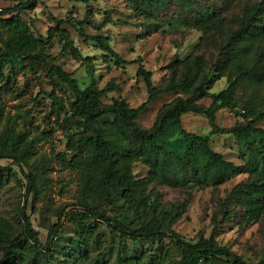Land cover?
Wrapping results in <instances>:
<instances>
[{
    "label": "trees",
    "instance_id": "1",
    "mask_svg": "<svg viewBox=\"0 0 264 264\" xmlns=\"http://www.w3.org/2000/svg\"><path fill=\"white\" fill-rule=\"evenodd\" d=\"M173 1L182 10L194 12L192 22L195 24L212 25L217 30L225 25V18L220 15L230 0H218L221 5L207 0L209 5L203 6L199 5L203 0H126L135 12L144 15H153ZM30 2L35 0H20L0 9V27L5 29L1 39L3 47L0 46V81L8 76L2 70L4 65L15 67L22 64L25 74L35 72L34 54L43 49L44 41L33 35L21 17L20 9ZM236 22L237 28L231 31L229 40L220 50V63H212L207 69L202 56L192 60L175 57L170 76L158 86L153 83L152 71L143 67L141 58L124 60L109 46L108 37L87 35L81 26H75L85 40L95 41L109 52L116 64H137L136 75L143 79L147 97L137 106H129L123 98L107 103L103 99L117 90L113 83L99 87L91 78L89 84L81 86L73 73L58 64L48 66L50 74L65 85L73 97L61 117L66 107L63 96L46 93L41 88L39 91L51 98L55 120L65 137L67 152L58 154V160L81 172L76 204L82 207V212L62 209L57 221L47 226L43 250L30 216L25 207L22 208L18 228L7 223L0 226V264H53L48 255L55 254L53 245L65 222H71L78 230L66 255L75 256L81 262L105 264L106 259H102L105 248L96 256L90 253L93 244L98 243L93 238L97 234L98 221L119 236L113 264H167L172 260L171 246L178 252L177 264H264V255L254 263L248 262L216 239L221 219L232 216L229 207L233 203L234 209L243 208L240 216L247 223L256 222L264 213V128L256 126L264 119V104L251 110L247 103L240 104L236 96L240 86L264 83V2L246 4ZM67 44L70 46L71 42ZM39 53L41 59L46 56L43 51ZM246 58H252V65ZM224 70L228 71L226 86L209 93L212 77L216 73L221 75ZM170 93L178 95L161 105L149 128H142L137 122L139 115L158 96ZM203 96L210 97L207 106L197 103ZM222 108L233 112L238 110L244 121L229 128L217 126L216 114ZM188 112L205 115L212 126L210 133L203 135L186 130L181 117ZM221 133H230L238 140L244 155L243 164H234L213 150L210 135ZM23 140L24 134H18L15 145L19 146L21 142L26 145L16 153L7 152L0 146V159L11 158L17 165L29 166L31 145ZM136 161L148 168L146 176L138 178L134 175ZM46 168V162L40 160L25 174L26 195L32 193L37 198L41 194L43 183L39 181ZM239 174H247V178L236 183L220 202L221 217L219 220L217 215L214 216L212 233L208 237L200 233L194 240L185 239L171 228L180 218L178 209L163 204L155 186L148 189L150 184L217 186ZM15 176L13 169L0 165V188ZM120 200L133 211L132 215L147 207L151 216L138 225H129L126 223L127 214L119 218L111 214L113 206ZM127 238L133 242L148 240L153 246L124 255V240Z\"/></svg>",
    "mask_w": 264,
    "mask_h": 264
},
{
    "label": "rangeland",
    "instance_id": "2",
    "mask_svg": "<svg viewBox=\"0 0 264 264\" xmlns=\"http://www.w3.org/2000/svg\"><path fill=\"white\" fill-rule=\"evenodd\" d=\"M19 1L0 0V9L9 4L15 5ZM203 1L199 2V5H209L207 0ZM210 1L221 5L218 0ZM254 1L264 2L230 0L221 10L220 16L225 18V25L218 30L212 25H198L192 22L194 12L182 10L175 1L153 15L138 14L126 0H35L21 8L20 14L24 22L34 36L43 39L44 46L34 54L37 62L35 72L25 74L22 64L15 67L4 65L2 68L8 76L0 81V146L7 149V152H19L21 146L26 143L21 142L16 146L15 140L18 134L23 133V141L31 145V154L28 159L29 166L17 165L11 158L0 159V165L10 167L16 173L14 178L0 188V226L7 223L12 228H18L19 213L25 207L41 241L42 249L45 250L47 226L57 221L62 209L82 212V207L76 204L79 201L81 172L64 166L58 160V154L67 152L65 137L55 120L51 98L39 91L41 88L46 93L63 96L66 107L61 112V117L73 97L69 89L50 74L48 66L58 64L73 73L81 86L89 84L91 78L99 87L113 83L117 90L103 99L107 103L123 98L129 106H137L147 97L143 79L136 75L138 65L116 64L114 57L97 42L87 41L80 36L76 25L81 26L87 35L108 37L109 46L122 59L132 61L141 58L143 67L152 71L153 83L158 86L170 76L175 57L192 60L196 56H202L207 69L212 63L220 61V50L229 40L231 31L237 28V18L242 15L244 6ZM4 34L5 29L0 27L1 47ZM67 42H71V45ZM262 45L264 47V39ZM39 51L45 53L43 59ZM245 60L252 65V58ZM227 80V70L221 75L216 73L212 77L208 92L223 89ZM177 95L170 93L158 96L139 115L138 124L142 128H149L156 120L161 105ZM236 96L240 104L247 103L251 110L258 108L264 104V83L257 86H240ZM197 103L207 106L210 97H200ZM181 119L183 127L191 132L207 135L212 129L203 114L188 112L183 114ZM243 121L238 110L233 112L222 108L217 111L215 124L221 128H229ZM256 126L264 128V119L258 121ZM210 144L213 150L223 154L225 159L237 165L243 164L242 147L234 135L212 134ZM40 160L46 162L47 168L39 181L43 183L42 192L34 198L32 193L26 195L25 174L33 170ZM147 172L148 168L144 164L140 161L134 162L133 173L136 177H144ZM246 178L247 174H239L217 186L181 187L150 184L148 189L155 186L162 203L178 209L180 218L171 228L185 239L194 240L200 233L206 237L212 233L214 216L217 215L219 220L221 217L220 202L236 183ZM229 208L232 210V218L223 216L216 239L244 260L254 263L264 255V213L256 222L247 223L240 216L242 207L234 209L233 203ZM132 212L127 204L120 200L113 206L111 214L118 218L127 214L129 217L126 223L132 226L147 221L151 216L147 207L135 216ZM95 229L97 234L93 238L97 239L98 243L93 244L91 255L96 256L105 248L102 259H106L105 264H113L119 244L118 234L112 233L99 221L96 222ZM77 231L71 222L64 223L63 230L53 245L55 254L48 255L53 264H90L89 261H77L75 256L66 255ZM124 241V255H132L153 246L148 240L133 242L127 238ZM170 248L172 260L167 264H177L178 252L173 246Z\"/></svg>",
    "mask_w": 264,
    "mask_h": 264
}]
</instances>
